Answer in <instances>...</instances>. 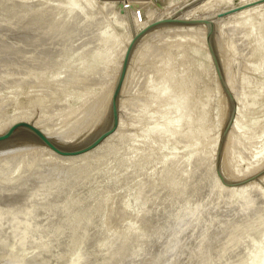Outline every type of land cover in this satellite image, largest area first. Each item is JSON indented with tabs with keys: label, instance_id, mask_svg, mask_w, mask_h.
Here are the masks:
<instances>
[{
	"label": "rangeland",
	"instance_id": "1",
	"mask_svg": "<svg viewBox=\"0 0 264 264\" xmlns=\"http://www.w3.org/2000/svg\"><path fill=\"white\" fill-rule=\"evenodd\" d=\"M167 17L136 43L118 125L96 147L0 149V264L264 260V0H0V133L99 130L124 45Z\"/></svg>",
	"mask_w": 264,
	"mask_h": 264
},
{
	"label": "water",
	"instance_id": "2",
	"mask_svg": "<svg viewBox=\"0 0 264 264\" xmlns=\"http://www.w3.org/2000/svg\"><path fill=\"white\" fill-rule=\"evenodd\" d=\"M128 16H129V21H131V16L129 13ZM173 20H174L173 18L167 17L161 21H156L154 23L149 24L147 27L139 30L136 33H132V38L126 47L125 54L123 56L116 80L112 88L109 107H108L107 122L99 130L94 129L90 133V135H88L85 139H79L77 141L61 144L55 141V139L48 137V135H46L42 129L37 127L34 124V122L18 120L12 123L7 129H5L3 132L0 133V149L16 147V146H25V145H43L61 157H74L81 155L96 147L100 142H102L106 137H108L116 129L118 125V106H119L120 94L126 76V72L128 69V65L130 62V58L136 43L147 31H149L153 27H156L162 23H167ZM179 21L183 23L195 22V20H182V19H180ZM201 23L206 25L207 28L206 43L208 46V51L210 53V57L212 59V63L220 87L222 88L228 101L230 102V108H231L230 113L232 116L236 107V101L232 96V93L222 75L220 63L218 61V57L211 42V35H210L212 31L211 23L208 19L202 20ZM231 124H232V117H230L227 121V124L224 129L225 134L230 128ZM217 171L218 174L220 175L218 166H217ZM228 184L232 185V183H228Z\"/></svg>",
	"mask_w": 264,
	"mask_h": 264
},
{
	"label": "bare ground",
	"instance_id": "3",
	"mask_svg": "<svg viewBox=\"0 0 264 264\" xmlns=\"http://www.w3.org/2000/svg\"><path fill=\"white\" fill-rule=\"evenodd\" d=\"M190 13V12H189ZM251 15V14H250ZM262 16V15H261ZM188 17V16H187ZM191 17V16H190ZM180 18V17H179ZM228 21V20H227ZM248 21V20H247ZM149 22V21H148ZM145 23V24H144ZM143 24V26L141 27V25H140V27H139V25L136 27V31H139V30H141L142 28H144L145 26H146V24H148L147 22H144ZM141 24V23H140ZM138 28V29H137ZM196 29V28H195ZM211 29H212V31H211V35L213 34V32H214V29L212 28V25H211ZM202 30V29H201ZM207 30V29H206ZM171 31V30H170ZM193 32V31H192ZM203 32V31H202ZM204 32H205V30H204ZM203 36H204V34H203ZM204 40V39H203ZM139 41V40H138ZM126 45V47H127V45H128V43L127 44H125ZM125 45H124V48L122 49L123 51L122 52H124L125 50H126V47H125ZM136 46V45H135ZM182 46V45H181ZM219 46V49L218 50H220V56H221V53H222V51H221V44H219L218 45ZM205 47V46H204ZM134 49H135V47H134ZM134 49H133V51H134ZM207 50V49H206ZM121 52V53H122ZM132 54H133V52H132ZM124 55V54H123ZM217 55V54H216ZM132 56V55H131ZM119 57H123V56H119ZM134 57L135 56H133V58H132V62H133V60H134ZM221 58H222V56H221ZM131 59V58H130ZM209 59V58H208ZM119 60H121V59H119ZM131 62V63H132ZM130 63V62H129ZM209 63V62H208ZM211 63V62H210ZM210 63H209V65H210ZM119 64H120V62H119ZM119 64H117L118 66H119ZM129 66V65H128ZM212 67V66H211ZM117 68V67H116ZM213 68V67H212ZM211 68V69H212ZM118 69V68H117ZM213 70V69H212ZM213 72V71H212ZM116 74V73H115ZM162 76V75H161ZM174 76V75H173ZM173 78V77H172ZM171 83V82H170ZM175 87V86H174ZM179 88V87H178ZM174 91V90H173ZM176 91H178L177 89H176ZM175 91V92H176ZM175 92H173V93H175ZM172 92H171V95L173 94ZM176 94H178V93H176ZM153 96V95H152ZM151 96V97H152ZM155 96V95H154ZM167 96H170V95H167ZM173 96V95H172ZM240 99H241V97H240ZM202 103V102H201ZM203 104V103H202ZM240 109V108H239ZM176 110V109H175ZM180 111V110H179ZM178 114H179V112H178ZM236 117V120L234 121V125H233V131H237V130H240L241 131V126H240V124H239V119H240V111L239 112H237V115L235 116ZM191 121H192V119H191ZM252 123V122H251ZM200 125H201V122H200ZM189 126V125H188ZM40 129H42V128H40ZM43 131H44V133L46 134V135H48V137H51V138H53V139H55V141H57V142H59V143H63L61 140V137L59 136V135H53V133L51 134V133H48V132H46L44 129H42ZM158 130H160V132H161V130H162V128L160 129V128H158ZM163 131V130H162ZM202 131V130H201ZM201 131H199V132H201ZM171 132V131H170ZM157 133H159V132H157ZM175 134V133H174ZM190 135H191V133H190ZM62 136V135H61ZM175 136V135H174ZM180 137V136H179ZM198 137V136H197ZM193 138V137H192ZM196 139V138H195ZM189 140V139H188ZM196 141H198V139L196 140ZM196 141H194V142H196ZM189 143V142H188ZM196 143H198V142H196ZM194 144V146L195 145H197V144ZM216 143V142H215ZM215 143H214V145H215ZM64 144V143H63ZM43 146V145H42ZM44 147V149H46V147L45 146H43ZM10 148V147H9ZM48 149V148H47ZM50 150V149H49ZM51 151V150H50ZM49 153V152H48ZM54 153V152H53ZM243 198V197H242ZM127 213V212H126ZM118 216V215H117ZM117 228V227H116ZM256 235V234H255ZM254 238V237H253ZM261 238V237H260ZM257 248V247H256ZM262 251V250H261ZM205 253V252H204ZM262 253H263V251H262ZM215 254V253H214ZM145 255V254H144ZM255 256V255H254ZM259 256V255H258ZM253 257V256H252ZM260 257H263V255L261 256V252H260ZM258 259V258H257ZM260 259V258H259ZM258 259V261H260V262H258V264H264V260L263 259H260L259 260ZM261 260H262V262H261ZM255 262V263H254ZM253 263L254 264H257L256 263V260L255 261H253ZM160 264V263H159ZM245 264V263H244Z\"/></svg>",
	"mask_w": 264,
	"mask_h": 264
},
{
	"label": "built area",
	"instance_id": "4",
	"mask_svg": "<svg viewBox=\"0 0 264 264\" xmlns=\"http://www.w3.org/2000/svg\"><path fill=\"white\" fill-rule=\"evenodd\" d=\"M136 15H138V17H139V16H140V13H139V12H137V13H136Z\"/></svg>",
	"mask_w": 264,
	"mask_h": 264
}]
</instances>
